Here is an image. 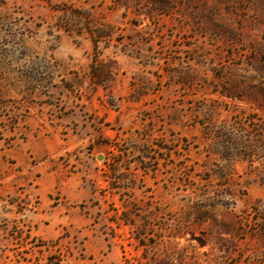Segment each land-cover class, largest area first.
<instances>
[{
    "label": "rangeland",
    "instance_id": "1",
    "mask_svg": "<svg viewBox=\"0 0 264 264\" xmlns=\"http://www.w3.org/2000/svg\"><path fill=\"white\" fill-rule=\"evenodd\" d=\"M0 264H264V0H0Z\"/></svg>",
    "mask_w": 264,
    "mask_h": 264
},
{
    "label": "crops",
    "instance_id": "2",
    "mask_svg": "<svg viewBox=\"0 0 264 264\" xmlns=\"http://www.w3.org/2000/svg\"><path fill=\"white\" fill-rule=\"evenodd\" d=\"M68 148L58 140H47L36 144L33 147V152L37 155L47 158L48 160L55 159L66 152ZM59 174L55 171L48 170L44 178L40 192L42 197L48 194L60 185ZM62 191L66 197L65 203H60L55 208H52L50 224H47V229H62L65 226H76V223L82 222L84 225L88 223V218L79 217L75 205L79 202L91 201L95 194L91 186L84 180L77 177H70L62 184ZM45 219V218H44ZM47 220V219H46Z\"/></svg>",
    "mask_w": 264,
    "mask_h": 264
}]
</instances>
